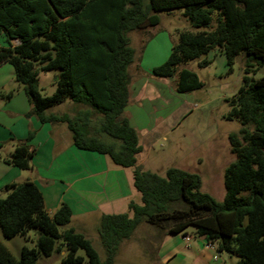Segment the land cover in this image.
<instances>
[{
	"label": "trees",
	"instance_id": "16d2710c",
	"mask_svg": "<svg viewBox=\"0 0 264 264\" xmlns=\"http://www.w3.org/2000/svg\"><path fill=\"white\" fill-rule=\"evenodd\" d=\"M172 10H183L192 30L178 31L168 59L153 75L177 76L180 94L203 87L194 71L181 66L195 61L204 68L211 64L210 52L219 50L231 71L237 57H246L243 85L227 100V119L242 127L229 136L236 160L225 171L222 202L202 191L196 174L170 168L162 177L138 166V132L124 116L137 55L131 34L157 27L159 14ZM0 41V66L13 67L15 83L32 108L28 116L42 124H64L77 149L134 168V187L141 195V204H129L131 216L101 217L102 261L91 242L69 227L73 212L67 204L50 214L34 182L13 184L0 198L3 238L30 242L34 232L35 240L17 259L0 239V264H40L55 255L60 264H115L120 247L141 224L166 235L193 228L219 254L236 255V264H264V77H250L264 66V0H0ZM51 71L57 72L56 90L44 96L39 76ZM62 104H73V113H49ZM33 136L0 159L30 171Z\"/></svg>",
	"mask_w": 264,
	"mask_h": 264
},
{
	"label": "crops",
	"instance_id": "0c3cea01",
	"mask_svg": "<svg viewBox=\"0 0 264 264\" xmlns=\"http://www.w3.org/2000/svg\"><path fill=\"white\" fill-rule=\"evenodd\" d=\"M149 41L144 43V73L139 70V64L133 73L132 70L130 72L131 97L124 112V116L138 132L142 152L137 157V165L141 167L144 166V161L139 157L143 154L145 145H149L148 136H152L153 133V131L149 132V128L155 120L159 125L157 116L160 117V114L157 111L161 109L168 111L166 115H163L167 120L162 124H165L167 129H174L188 113V109H183V105L175 107L174 104L185 102L180 99L182 94L177 91V76L169 80L152 77L153 70L163 65L168 59L174 43L168 45L169 51L166 50V53L162 54L159 63L155 60L160 57L159 46L155 44L151 46L152 41ZM207 60L220 63L226 60L227 63L225 55L219 50L210 52ZM167 85L168 88L169 85L174 86L169 88L171 98L168 103L154 105L156 100L163 98L158 87L164 91ZM10 93H12L11 98L6 99L5 97ZM149 101L153 103L151 108L148 105ZM31 109L22 88L15 83L13 67L9 64L1 65L0 147L2 154L0 157H9L16 146L24 142L30 133H34L29 143L34 156L32 169L28 172L9 166L0 159V198H4L9 193L7 187L32 181L42 192L48 213L54 214L62 204H67L72 209L73 217L69 227L81 234L91 225L89 219L91 214L96 215L95 219L100 222L103 215L120 214L118 213L120 210L129 208L132 202L130 198L135 196L134 168H121L116 166L108 156L77 149L73 145L66 125L42 124L36 117L28 116ZM154 110L156 113L153 112ZM49 113L61 114L55 110H49ZM186 236L190 237L189 242L184 240ZM2 238L0 229V239ZM155 244L154 255L145 258L147 264H236L228 254H220L216 260L218 254L216 248L210 247L208 241L198 237L194 230L168 235L160 232Z\"/></svg>",
	"mask_w": 264,
	"mask_h": 264
},
{
	"label": "rangeland",
	"instance_id": "374dc122",
	"mask_svg": "<svg viewBox=\"0 0 264 264\" xmlns=\"http://www.w3.org/2000/svg\"><path fill=\"white\" fill-rule=\"evenodd\" d=\"M183 13V10L162 12L159 14L161 22L157 27L131 34V44L137 52L135 65L131 67L132 73L136 70L138 64L139 70L144 73V43L146 41L150 39L152 41H149L151 46L154 44L159 46L160 57L155 60L160 63L162 54L166 53V50L167 52L169 51L168 45L177 43L178 31L192 30ZM218 17L219 14L216 13L214 27L217 25ZM245 63L246 57L240 55L236 58L231 71L227 66L226 60L224 63L213 61L204 68H199L198 63L195 61L180 67V69L187 68L194 71L202 82L203 87L199 90L185 93V95L182 94L180 99L185 100V102L174 103L175 107L183 105V109H188L187 116L174 129H167L164 126L165 124L162 125L167 120L163 115H166L168 111L163 109L157 111L160 114V117L157 116L159 125L153 118L155 121L149 128V132L153 131V138L148 136L149 145H145L144 152L139 157L140 160L144 161V166L142 167L144 171L162 177L166 175L170 168H178L188 173L196 174L201 178L203 192L210 194L217 202L224 200L225 171L236 160V156L231 152L229 136L231 133H237L242 127L238 120L229 121L227 119L230 112L227 100L237 95L243 85V78L246 75ZM56 75V71L40 73L39 87L44 96H52L54 94L56 90ZM152 77L156 78L153 74ZM250 77L255 80L264 77V66L251 73ZM170 87L172 86L169 85ZM167 88L168 85L163 91L161 87H158L163 98L156 100L154 105L159 106L162 102L168 103L171 95L169 88ZM176 98L175 96V100H177ZM150 102H148V105L151 108L153 103ZM74 109L73 104H62L51 110L61 113H73ZM153 112L156 113L155 110ZM154 113L153 115H155ZM0 154H2L1 151ZM134 194L135 196L130 198V201L141 204L140 193L134 189ZM118 213L132 215L127 207ZM95 218L96 215L91 214L89 218L91 225L82 234L91 242L102 261H105L106 253L98 232L99 222ZM193 230V228H189L187 231ZM160 232L163 231L159 228L141 224L133 237L120 247L115 258V264H147L145 258L151 257L154 253L156 237ZM30 238V242H25L21 237L10 240L2 238V241L18 259L23 246H34V232L30 233ZM79 255L85 257L83 251H80ZM231 257L233 263L238 262L236 255H231ZM40 264H60V258L55 255L52 258L44 259ZM83 264H88V262L85 261Z\"/></svg>",
	"mask_w": 264,
	"mask_h": 264
},
{
	"label": "built area",
	"instance_id": "2783aa9c",
	"mask_svg": "<svg viewBox=\"0 0 264 264\" xmlns=\"http://www.w3.org/2000/svg\"><path fill=\"white\" fill-rule=\"evenodd\" d=\"M184 240L186 241V242H189L190 241V237L189 236H186V237H184ZM210 247H214V248H216V250H217V247H216V245H214V244H210ZM218 253V252H217ZM219 253L217 254V257H216V260H218V258H219Z\"/></svg>",
	"mask_w": 264,
	"mask_h": 264
},
{
	"label": "water",
	"instance_id": "95a60500",
	"mask_svg": "<svg viewBox=\"0 0 264 264\" xmlns=\"http://www.w3.org/2000/svg\"><path fill=\"white\" fill-rule=\"evenodd\" d=\"M9 192H10V190H9Z\"/></svg>",
	"mask_w": 264,
	"mask_h": 264
}]
</instances>
